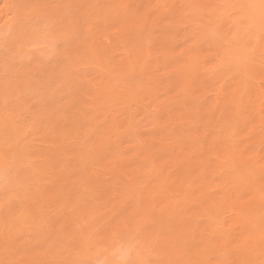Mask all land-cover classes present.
<instances>
[{"label": "rangeland", "instance_id": "374dc122", "mask_svg": "<svg viewBox=\"0 0 264 264\" xmlns=\"http://www.w3.org/2000/svg\"><path fill=\"white\" fill-rule=\"evenodd\" d=\"M232 1L235 2V0ZM184 2L187 3L183 4ZM96 3L129 5V14L141 18V24L129 23L119 28L101 26L93 36L88 38L86 51L80 58L76 74L71 79L60 78L52 71L54 64L46 59L47 50H42L45 10L33 6L63 4L85 6ZM199 3L195 0H0V94L6 86L25 93L24 99L20 101L22 109H18L15 113L6 111L0 104V178L3 176V155L6 151L5 140L8 137H27V142L32 145V150L35 152V155L26 158L24 165H18L21 167L20 175L11 178V182L17 186L16 191L9 193L7 197L0 192V259L96 261L98 258L101 264H122L121 256L130 239L129 230L108 235L99 229L109 222V217L113 214L124 211L120 207L134 199L135 192L138 194L145 186L154 185L157 181L156 174L162 177L160 181L173 176L172 167H168L172 158L176 156L185 158L186 149L190 147L194 150L200 149L203 140L201 137L207 131L203 133L202 122L199 125V122L193 124L187 121V119L191 120V116H185V112L181 109L183 104L193 108L202 106L199 108L198 117L205 119L203 105H206V101L213 99L214 91L210 92L213 88L220 89L218 78H211L214 70L212 72L209 70L215 62L214 58H207L204 63H198L196 67L195 64L193 65L194 62H188L189 53L184 43L187 33L183 30L184 25L172 23L181 15L187 16L193 13L194 9L187 7L188 5ZM213 3L222 2L214 0ZM181 9L183 13L180 14ZM58 11L63 9L55 7L47 9L49 13ZM144 23L147 25V30L139 31L138 29ZM162 34L174 40L165 50L159 49L161 46H159V38L157 39V36ZM253 35L254 30L250 37L252 42ZM202 47L203 50L198 55L199 62L204 59L203 55L210 54L212 48H215L214 44L208 43ZM208 48H210L209 51ZM146 49H150L151 52ZM6 50L12 54L19 53L23 57L16 60L7 77L2 67ZM259 51L260 49L256 55L260 57ZM199 65L201 67H198ZM261 67L264 70V64H261ZM193 76L195 79L209 78L206 82L212 87H200V90L195 87L194 94L184 95L182 89L194 78ZM181 82H184L183 86ZM29 87L31 91H28ZM201 88H204L206 92ZM229 88L226 87L227 90ZM33 105L38 108H33ZM37 110L40 112L41 119L35 116ZM217 113L216 111L213 117L211 116V119L218 123L216 125L214 121L211 122V125H214L211 127L216 130L212 132L228 133L225 119L218 121L215 115ZM174 119L179 123L176 124ZM182 121L187 123L181 125ZM194 128L197 129L194 130ZM53 129L56 130L55 134L52 132ZM102 133H111L110 143H106L96 155V167L92 171L93 173L95 171L102 173V169L106 171L99 180L101 189L105 190L103 199L108 205L90 202L89 214L84 217L81 230L70 229L71 218L70 221L68 220L69 224L66 222L64 224L66 226L61 227L60 221L65 219L74 207L83 203V197L65 199L62 188L67 182L66 174L62 171V166L54 167V165L63 160L70 162L71 165L82 167L81 148L92 149L99 145L100 139L107 140V135L101 136ZM208 133H210L209 130ZM208 133V140L203 142L204 144L210 140ZM158 147L165 153L160 154L163 157L162 161L155 163L153 161ZM262 154V152L259 153L260 157ZM211 157L215 160V156ZM120 159H126L124 163L118 164V168L120 167L119 169L125 175L127 173L123 180L121 178L124 177L112 175L111 169L112 164L114 165ZM166 160L168 165L164 166L163 162ZM130 177L132 179L129 181ZM127 181L131 184L129 185ZM218 188L220 185L216 186V189ZM229 188L231 186H227L229 194L232 193L233 196H231L234 197L235 193ZM167 192L166 194L169 195L170 192ZM113 196L116 197L114 200ZM92 197L87 198L92 199ZM261 198L259 190L258 200ZM115 200L120 201L117 203V208L110 214H105L104 212L110 208V203ZM260 202L263 206L255 216L239 214L241 222L237 225H240L244 234L257 235L249 238L250 242L247 244L233 239L238 237V229L233 228L236 225H232V219L238 216V212L233 207L225 208L217 220L222 218L221 222L225 224V229H231L233 241L228 244L231 253L228 256L223 255L225 250L223 247L217 253L207 255L206 259L232 261V257L241 252L248 253L242 259H250L251 255L255 254V243L260 238L261 219L264 217V200ZM45 218L54 219L58 228L67 227L68 231L63 232L60 239L50 237L42 227ZM151 229H154V224ZM94 233L99 234L94 235ZM142 243V241L137 242V246ZM6 244L11 245L7 257ZM249 244L254 246V250H247L246 246ZM154 253L151 255L152 260L164 261V259H157ZM259 258L260 252L256 260Z\"/></svg>", "mask_w": 264, "mask_h": 264}, {"label": "bare ground", "instance_id": "6f19581e", "mask_svg": "<svg viewBox=\"0 0 264 264\" xmlns=\"http://www.w3.org/2000/svg\"><path fill=\"white\" fill-rule=\"evenodd\" d=\"M186 1H191V0H186ZM195 1L197 3L200 2L202 4L203 3L205 4V3H213L214 0H195ZM238 1L239 0H235V2H238ZM221 2L222 3L223 2L231 3L233 1L232 0H221ZM185 3H187V2H184L183 4H185ZM181 13H183V10L180 11V14ZM178 14H179V12H178ZM165 28H166V26H165ZM253 30H254V35H253L254 36V40H253L254 43L252 42V45L258 51V49L261 48V45L264 44V37L261 36V33L259 31L258 26H256ZM176 33H177V31H176ZM163 34L159 35V37L157 36V39L159 38L158 42L160 44L159 46H161V48H159V49L164 48V50H165V48H167L168 45L170 43H172V41H174V40L173 39L170 40L169 38H167V36H168L167 34H166L167 36H165ZM130 50H132V49H130ZM146 50L150 51V49H146ZM204 50H206V49H204ZM209 50H210V48H208V51ZM215 55H216V46H215V48L214 47L212 48L210 54L203 55L204 59L200 60V62L198 61L199 57H197L195 60H193L190 58V56H188L189 61L188 60L187 61L188 62H190V61L194 62L193 65L195 64V67H196V65L198 63H200V64L204 63L205 62L204 60L207 58L213 59ZM196 61H198V62H196ZM254 61H256V62H254ZM215 63H216V61L214 62V64ZM186 64H188V63H186ZM214 64L209 67V70L211 72L213 71ZM261 64H264V59H262L261 56L259 57L258 55H255V57L253 58V60L250 62V65H249V79L247 82V86L241 89V95L239 98H236V99L233 98V93L238 87H240V78H239V75L236 73L235 69H233L232 71L214 72L215 76L214 75H213V77L210 76L213 79L218 78V80H219L218 82H220V85L218 87H220V89L216 90V88L215 89L213 88V90L210 91V92L214 91L213 99L211 101H206V102L204 101L206 105H203V106H205V108L203 110V115L206 116V118L204 119L203 117L202 118L198 117V111L200 110L199 108H202V106H199V107L197 106V107L193 108V107H186V105L183 104L184 106H182V109H181L182 111L185 112V114H186L185 116H188V117L191 116V120L187 119V121H191V122H193V124L196 122L197 123L199 122V125H200V122L203 123V124H201V125H204V126H202L204 128L203 133L205 131H207V133H208V130H209L210 133H208V134H210V136H209L210 140L206 144H204L208 140L207 133H204V135L201 137L203 140H202V146L200 147L199 150H194L192 147H190L188 149H186L184 147L187 150V155L185 158H180V157L176 156V157L172 158V160L169 159L170 165L167 164V160L164 161L163 162L164 166H166V164H167L168 167H172L173 170H171L172 171L171 174L173 176H168L167 177L168 179H165L164 181H160V178H162V177L159 174H156L155 176L157 178V181L154 182V185L151 184V187L145 186V188L141 189V191H139L138 194H137V192H135V194H134V191H133L134 199L131 198L132 199L131 201L127 200L128 203H126L125 205L120 207L122 210L128 209L127 212H129V213H124L125 216L136 211L140 202H143V204L145 206H151L153 208H156L157 210H159V209L164 210L163 215H158L155 217L154 229H150V231L152 233L155 232L156 234L157 233L160 234L162 242L163 241H171V243L166 245V246L160 247L158 249V252L154 253V255L157 259H164V261H176V260H185V261L191 260L193 262L203 261V260H206L207 255L214 254V253H217L218 251H220L224 247L225 241H228L230 244L234 239V240H236L242 244L243 243L247 244L250 242L249 238H254L257 236V235L256 236L250 235L249 233L244 234L243 229L240 228V225H237V224L241 222V219L239 217L240 213L251 214V215L255 216L258 213V211L261 210V208L263 206L262 203L260 202V200H264L262 198L260 200H258L259 176L261 173V165L264 164V87H262V84H264V70H262ZM189 65H191V64L189 63ZM198 67H201V66L199 65ZM193 69H191V70H193ZM126 70H127L126 72H128V69H126ZM197 71H198V69L196 70V72ZM118 72H119V69H118ZM206 73H208V72H206ZM187 78H189V76ZM207 79H209V78H207ZM207 79L206 78H198V77L195 79V77H194V78H192L191 81H189L188 84L187 83L186 84L187 85L190 84L193 88L197 87L196 89L200 90V87H210L211 86V85L210 86L208 85ZM206 80H207V82H206ZM255 80L257 82H255ZM171 81H173V79ZM182 83L184 84V82H181V84ZM214 83H215V81H214ZM183 84L181 86H183ZM181 86H178V87H181ZM226 87H228V88L230 87V88L227 90ZM253 87H255V88H253ZM202 91H205V89L203 88ZM170 98H172V97H170ZM170 98H169V100H170ZM176 99H174V101ZM192 99H194V98H192ZM181 101H183L182 98H181ZM175 102H177V101H175ZM199 102H201V101H199ZM216 111L218 112L217 114H215L217 116L218 121H222V119H225V121H226L225 123L228 127V133L225 132L223 134H219L217 132H212L215 129L211 127V126H214L213 124L211 125V122L214 121L211 118L213 117V114L216 113ZM166 114H167V112H166ZM181 115H183V114H181ZM168 116H169V114H168ZM175 120L176 119H174V121ZM203 120H204V122H203ZM175 123L177 124L179 122L176 120ZM186 123L187 122L182 121L180 124L185 125ZM217 124L218 123H216V125ZM219 125L221 126L220 123H219ZM170 126H171V123H170ZM170 126H167V127H170ZM222 126H223V124H222ZM178 127H179V125H178ZM192 127H194V126L192 125ZM176 128H175V130H176ZM196 129L194 128V130H196ZM170 131H172V130H170ZM177 133H178V131H177ZM185 133H183V134H185ZM201 133H202V131H201ZM188 135H190V134H188ZM168 138H170V136ZM155 146H156V144H155ZM159 147L156 149V154L154 156L153 162H155V163L161 162L163 157L160 154L162 153V155H163L165 153V151L161 152L162 149ZM168 152H169V150H168ZM260 152L263 153L261 157L259 155ZM140 155L142 156L141 153H140ZM151 156H153V155H151ZM211 156H215V160ZM118 157H120V156H118ZM115 160H117V159H115ZM125 161H126V159H120V160H118V162L114 161L115 163H114V165L112 164L113 167L111 168L113 170L112 175H114L115 177H124L127 175L126 172H125L126 173V175H125L123 173V171H121L119 169L120 167L118 168V164L124 163ZM236 167H244L246 170L250 168L253 171L256 179L251 186H242V185L238 184L233 179L232 170ZM135 168H137V167H135ZM101 171H102V173L106 172L104 169H102ZM94 173H96V171ZM125 178L126 177L121 178V180H123ZM131 179L132 178L130 177L129 181ZM144 182H145V180H144ZM128 184L130 185L131 183L128 182ZM218 185H220V188L216 189V186H218ZM227 186H231V188H229V189L231 191H233V193H235L234 197H232L233 196L232 193L229 194V190L227 189ZM106 188H107V186H106ZM134 190H135V187H134ZM111 191H112V189H111ZM167 191L170 192L169 195L166 194ZM104 193H105V190L101 189V192L96 194L95 196H93L92 199H89L87 197L86 198L83 197V201H82L83 203H81L77 207H74L75 206L74 205L73 206L74 208L72 207L73 209L69 213V215L65 219L63 218V220L60 221L61 227L66 226L64 224L66 222H68V220L70 221V218H71L72 219L70 221L71 224H69V222H68L71 230L76 231V230L83 229V227H81V223L84 220V217L87 214H89L88 204L90 202L105 204L106 201L103 199ZM115 193H117V192H115ZM135 195H137V196L135 197ZM118 202H120V201H118V200L112 201L110 203V206H109L110 208L104 213L110 214L111 211H113L114 209L117 208ZM106 205H108V204L106 203ZM228 207H233V209L238 212V216H235L232 219V225L233 226L236 225L233 228L238 229V234H237L238 237L236 239L231 238V229H229V228L225 229V226H224L225 224H223L221 222L222 218L220 220H217L219 218V216L221 215V213L225 210V208H228ZM121 212L122 211H118L115 214H113L111 217H109V221L114 216L119 215ZM90 213H91V211H90ZM93 216H95V215H93ZM200 217H201V219H200ZM123 219H124V217L122 216L121 220H123ZM73 221H74V223H73ZM230 228H232V227H230ZM58 229H60V227ZM99 230L101 232H104L105 234L109 235L113 232L121 233V232H123L125 230H129V229L126 225L122 224L119 228H112L110 230L105 231V230H103V227H101ZM177 239H180V240L186 242V246L177 247L176 246V240ZM259 240H260V238L255 243L256 244L255 245L256 246L255 254H252L250 259H256L259 256V252H260ZM45 253H47V252H45ZM107 253H108V251H107ZM247 254L248 253H246V252L238 253L232 257V261L239 262V261L243 260L242 258L246 257ZM45 257H47V256H45ZM54 258H56V257H54ZM26 259H28V258H26ZM32 259H36V258H32ZM199 259H201V260H199ZM245 259H247V258H245Z\"/></svg>", "mask_w": 264, "mask_h": 264}, {"label": "snow or ice", "instance_id": "6c2138e0", "mask_svg": "<svg viewBox=\"0 0 264 264\" xmlns=\"http://www.w3.org/2000/svg\"><path fill=\"white\" fill-rule=\"evenodd\" d=\"M44 9L43 15L46 17L44 30L42 33V50H47L46 59L54 64L53 73L64 79H71L77 72V66L80 58L86 51L88 38L93 36L101 26L119 28L129 23L140 25L141 18L129 14L130 6L122 3L89 4L77 6L72 4L63 5H34ZM50 7L60 8L63 11L49 13ZM187 7L194 9L190 15H181L172 23L184 25L185 45L191 59L195 60L203 50L205 43L216 46V55L214 60V72L232 71L235 69L240 78V87L234 93L233 98H239L241 89L247 86L249 79V65L257 54V49L252 45L251 33L258 26L261 36L264 37V0H243V2H223V3H205L193 4ZM227 26V30H226ZM139 31H146L147 25L144 23ZM259 54L264 59V44L261 45ZM23 57L17 54L7 52L2 62L5 76H8L9 70L14 67L16 60ZM264 87V84H262ZM29 87L28 91H31ZM184 95L194 94V88L189 84L182 90ZM25 93L16 91L10 86H6L3 93L0 94V104L6 111L12 113L22 109L20 101L24 99ZM33 108L38 106L33 105ZM37 119H41L40 112L35 113ZM55 129L52 130L55 134ZM107 135L108 139H100L99 145L92 149L85 150L81 148L80 161L83 166L71 165L68 161H58L54 167H61L66 174V183L62 188V195L65 199L73 197L95 196L101 192L99 177L103 173H93L96 167V155L100 152L106 143H110L111 133H102ZM95 143V142H93ZM6 151L3 155V176L0 178V192L5 197L9 193L16 191L17 186L11 182L13 176H19L21 167L26 158L35 155L32 145L27 142V137L13 138L8 137L5 140ZM233 179L242 186H251L255 181L253 171L244 167H236L232 170ZM70 185V186H69ZM259 190L262 199H264V164L261 165L259 176ZM116 197L113 196L112 199ZM86 202V201H85ZM125 209L119 215L114 216L103 230L119 228L122 224L129 229L130 239L127 248L123 250L121 256L122 264H264V217L261 219L260 226V258L243 259L239 262L228 259L212 260L211 258L203 261H154L151 255L158 248L166 246L171 241H163L160 235L153 234L150 229L155 223V217L163 215L164 210L145 206L140 202L136 211L129 215H124ZM124 217L121 220V217ZM42 227L50 237L61 238L63 232L68 231L67 227L58 229L57 222L51 218H45ZM99 233H94L98 235ZM142 241V245L137 246V242ZM229 242L225 241L223 255L228 256L231 249ZM176 246H186V242L177 239ZM248 251L254 250V246H246ZM11 249L10 244H6L5 255L7 257ZM0 264H101L99 259L96 261L87 259H60V260H42V259H0Z\"/></svg>", "mask_w": 264, "mask_h": 264}]
</instances>
